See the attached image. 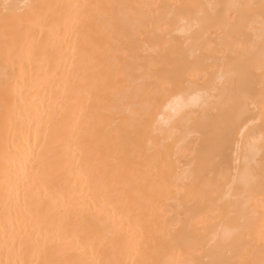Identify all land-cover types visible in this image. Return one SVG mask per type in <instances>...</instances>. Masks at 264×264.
Here are the masks:
<instances>
[{"label": "bare ground", "instance_id": "bare-ground-1", "mask_svg": "<svg viewBox=\"0 0 264 264\" xmlns=\"http://www.w3.org/2000/svg\"><path fill=\"white\" fill-rule=\"evenodd\" d=\"M0 264H264V0H0Z\"/></svg>", "mask_w": 264, "mask_h": 264}]
</instances>
